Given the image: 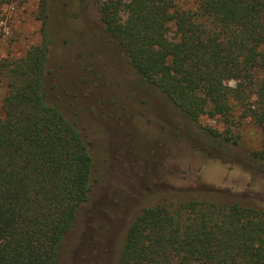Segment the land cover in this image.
Listing matches in <instances>:
<instances>
[{"label": "trees", "instance_id": "trees-1", "mask_svg": "<svg viewBox=\"0 0 264 264\" xmlns=\"http://www.w3.org/2000/svg\"><path fill=\"white\" fill-rule=\"evenodd\" d=\"M98 13L134 68L189 119L229 118L248 105L264 131V0H199L194 10L175 0H101ZM48 44L44 35L0 59V264H60L92 188L88 144L46 97ZM205 191L142 207L118 264H264V209Z\"/></svg>", "mask_w": 264, "mask_h": 264}, {"label": "rangeland", "instance_id": "rangeland-1", "mask_svg": "<svg viewBox=\"0 0 264 264\" xmlns=\"http://www.w3.org/2000/svg\"><path fill=\"white\" fill-rule=\"evenodd\" d=\"M100 1L0 0V59L49 39L47 100L76 123L94 160L89 199L60 264H118L129 223L165 198L215 189L264 209V131L248 105H235L229 118L189 119L104 30ZM175 1L194 10L199 0ZM6 84L2 75L0 116Z\"/></svg>", "mask_w": 264, "mask_h": 264}]
</instances>
